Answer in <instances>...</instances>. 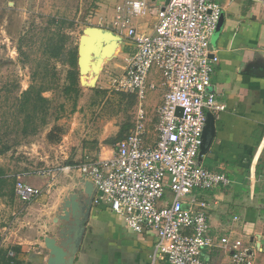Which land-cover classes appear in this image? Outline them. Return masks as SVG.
<instances>
[{"label":"crops","instance_id":"obj_1","mask_svg":"<svg viewBox=\"0 0 264 264\" xmlns=\"http://www.w3.org/2000/svg\"><path fill=\"white\" fill-rule=\"evenodd\" d=\"M126 1L130 0H97L92 27L118 35L111 23L116 8ZM167 1L147 0L153 10ZM215 1L221 5L223 14L210 43L219 64L208 91L215 94L217 103L224 105L225 110L218 118L207 112L213 119L215 133L201 164L208 170L226 174L231 185L194 191L185 198L184 207L191 208L194 199L209 203L212 237L231 234L233 240H240L250 248L255 264H264V3ZM156 22L155 12L132 20L141 34H151ZM120 37L116 53L101 64L95 84L101 80L105 67L110 64L117 67L120 58L123 63L118 62L120 67L115 74L122 73L128 58L136 52L130 39ZM93 79L91 75L85 77L89 82ZM149 81L157 86L144 101L150 132L153 127L156 131L153 112L162 105L165 88L156 71ZM80 84L83 87L81 81ZM108 85L101 89H112L110 81ZM93 95L90 93L89 97ZM80 100L68 129L56 144L67 166H78L86 154L103 160L112 158L120 131L130 128L124 116L118 121L123 115L119 110L102 114V109H91L88 104L82 107ZM138 104L137 99L133 108L137 110ZM62 173L46 177L38 171L20 174L25 182L40 189L41 195L30 203L23 202L20 210L12 205L11 218L0 229V248L14 256L16 252L18 264H49L54 258L49 241L64 251L60 264H169L161 254L154 259L153 233L131 231L108 206L94 204L96 188L90 180L77 171ZM60 177L65 183L56 187ZM15 201L21 203L17 197ZM235 217L239 220L235 221ZM209 253L205 252L206 257ZM210 256L218 262L230 261V254L221 249H215Z\"/></svg>","mask_w":264,"mask_h":264},{"label":"built area","instance_id":"obj_2","mask_svg":"<svg viewBox=\"0 0 264 264\" xmlns=\"http://www.w3.org/2000/svg\"><path fill=\"white\" fill-rule=\"evenodd\" d=\"M148 12H155L157 22L151 34H141L132 20ZM222 14L215 0H168L155 10L147 0L118 6L112 29L130 39L136 52L122 73L111 76L110 85L116 92L137 97L133 128L117 142L112 158L86 154L78 166L61 169L77 171L90 180L96 188L94 204L108 206L131 231L153 233L154 259L161 254L169 264H255L250 248L233 240L231 234L212 237L209 203L194 199L191 208L184 207L185 198L194 191L231 185L226 174L208 170L198 161L207 112L218 118L225 110L208 91L219 64L210 43ZM153 71L161 75L165 88L154 139L147 129L144 108L148 92L157 87L149 81ZM38 174L51 175L44 170ZM15 194L21 202L30 203L41 190L17 174ZM215 249L228 252L230 261L212 259Z\"/></svg>","mask_w":264,"mask_h":264},{"label":"rangeland","instance_id":"obj_3","mask_svg":"<svg viewBox=\"0 0 264 264\" xmlns=\"http://www.w3.org/2000/svg\"><path fill=\"white\" fill-rule=\"evenodd\" d=\"M96 3L97 0H0V174L7 172L9 175H17L39 170H44L51 176L63 174L61 169L67 166L66 160L63 159L64 154L56 147L59 142L52 143L48 140V134L55 126L64 130L68 129L69 121L73 117L72 102L64 98L61 90L68 67L58 61L51 62L59 73V88L44 94L52 100V111L49 124L37 135L32 137L22 135L21 126L14 120L17 114L16 100L32 83L33 70L42 58L46 38L49 37V32L54 30L50 20L56 18L73 21L74 29L65 31L72 38L70 46H77L83 30L94 26L92 18L97 8ZM118 62L123 63V59L120 58L116 63V66L120 67ZM112 66L110 64L105 67L101 80L97 84H91L85 80L86 84L81 87L84 95L80 104L82 107L88 104L91 109H102V114L119 110L118 113L123 115L118 121L124 116L127 121L125 124L131 131L137 112L131 104L132 98H118V92L108 89V94L98 99L100 104L91 107L92 101L89 95L94 94L92 90L108 85L111 75L118 72L117 67ZM88 76H85L86 79ZM120 100L121 102H118ZM154 112L153 122L157 124V111ZM57 117L58 119L55 120ZM149 135L152 139L156 137L157 132L154 127ZM55 136L61 137L59 132H56ZM6 146H10L11 150L1 153V149ZM59 179L56 187H61L65 183L61 180L62 177ZM262 187L264 188V184ZM12 188L13 183L8 181L0 191L4 194L3 197L0 195V229L10 220L12 205H17L15 208L18 210L24 207L23 202L15 201V190L14 195H11Z\"/></svg>","mask_w":264,"mask_h":264},{"label":"trees","instance_id":"obj_4","mask_svg":"<svg viewBox=\"0 0 264 264\" xmlns=\"http://www.w3.org/2000/svg\"><path fill=\"white\" fill-rule=\"evenodd\" d=\"M50 22L54 25L53 32H49V37L46 38L45 46L42 51V58L33 70L31 77L32 83L29 88L22 92L16 100L17 114L14 120L17 125L21 126V133L25 137H32L39 133V131L49 124V118L52 111V100L45 97L44 94L50 91H55L59 88L58 70L51 64L52 61L61 62L68 67L66 79L61 90L64 98L72 102V110L74 113L79 104V100L83 97L84 92L80 86V72L78 67V45L71 47L72 38L65 30H73L75 23L66 19L57 20L53 18ZM94 93L91 97V107L98 106V99L105 97L108 90L95 88L92 90ZM119 98H132L131 104H136L137 97L133 94H126L118 92ZM64 107V106H62ZM58 117L55 119L57 120ZM56 132L61 135L57 138ZM64 129L55 126L54 129L48 134V140L52 143L61 141ZM128 128H123L116 141L123 139L129 134ZM10 146L1 149V153L10 151ZM92 156L91 154H88ZM93 157V156H92ZM13 183L11 195H14L16 185V174L9 175L7 172L0 174V191L7 182ZM0 195H4L2 192ZM10 252V251H9ZM8 251L0 248V264H18L17 254L10 257Z\"/></svg>","mask_w":264,"mask_h":264},{"label":"water","instance_id":"obj_5","mask_svg":"<svg viewBox=\"0 0 264 264\" xmlns=\"http://www.w3.org/2000/svg\"><path fill=\"white\" fill-rule=\"evenodd\" d=\"M217 31V30H216ZM121 37L111 31L103 30L96 27H86L80 38L78 45V67L80 72V81L86 84L85 76H94L91 84H95L97 75L101 71V64L108 60L116 53ZM105 44L104 42H109ZM179 114L182 110L179 109ZM214 122L210 114H207L206 126L203 133V145L200 150L199 164L207 149H209L214 137ZM202 165V164H201ZM48 248L54 252V258L49 264H60L64 257V251L53 241L48 242Z\"/></svg>","mask_w":264,"mask_h":264}]
</instances>
